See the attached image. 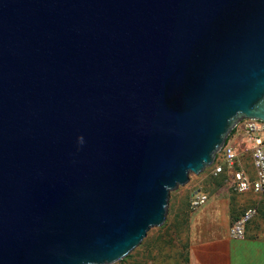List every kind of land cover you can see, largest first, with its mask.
Here are the masks:
<instances>
[{
  "label": "water",
  "instance_id": "obj_1",
  "mask_svg": "<svg viewBox=\"0 0 264 264\" xmlns=\"http://www.w3.org/2000/svg\"><path fill=\"white\" fill-rule=\"evenodd\" d=\"M242 120L264 0H0V264H113Z\"/></svg>",
  "mask_w": 264,
  "mask_h": 264
},
{
  "label": "crops",
  "instance_id": "obj_2",
  "mask_svg": "<svg viewBox=\"0 0 264 264\" xmlns=\"http://www.w3.org/2000/svg\"><path fill=\"white\" fill-rule=\"evenodd\" d=\"M232 200L236 204L214 196L193 212L181 264H264V193L247 191ZM248 208H255L256 214L246 225L244 238L231 239V224Z\"/></svg>",
  "mask_w": 264,
  "mask_h": 264
},
{
  "label": "rangeland",
  "instance_id": "obj_3",
  "mask_svg": "<svg viewBox=\"0 0 264 264\" xmlns=\"http://www.w3.org/2000/svg\"><path fill=\"white\" fill-rule=\"evenodd\" d=\"M229 142L236 148L234 170L242 172L249 180H253L251 155L246 151V147H249L248 143L241 137L237 138L234 134L230 136ZM216 157L217 164L221 165V156L216 155ZM212 166L213 164L198 175L190 173L187 184L170 192L163 225L150 229L137 248L113 264H181L184 239L190 227L191 216L196 211L189 207L190 195L196 191L206 193L207 204L214 196L220 200L231 199L235 203L232 198L238 194L226 174L213 175ZM224 169L226 170V167ZM244 204L247 207V203ZM241 206L239 207L241 208ZM237 208L235 207V209Z\"/></svg>",
  "mask_w": 264,
  "mask_h": 264
},
{
  "label": "built area",
  "instance_id": "obj_4",
  "mask_svg": "<svg viewBox=\"0 0 264 264\" xmlns=\"http://www.w3.org/2000/svg\"><path fill=\"white\" fill-rule=\"evenodd\" d=\"M234 135L244 139L249 147L251 165L254 173L253 180H249L242 172L234 170L236 161V148L228 142L224 144L217 156L222 158V164L213 163L212 173L214 176L222 172L223 166L232 173L235 181V190L238 193L253 191L254 193H264V122L257 120L240 121L236 127ZM207 195L204 192L196 191L190 195L189 207L196 210L207 202ZM256 214L255 208H248L242 216L234 221L229 228V237L234 240H241L245 235V227Z\"/></svg>",
  "mask_w": 264,
  "mask_h": 264
},
{
  "label": "trees",
  "instance_id": "obj_5",
  "mask_svg": "<svg viewBox=\"0 0 264 264\" xmlns=\"http://www.w3.org/2000/svg\"><path fill=\"white\" fill-rule=\"evenodd\" d=\"M235 131H236V129L234 128V129L230 132V135H228V137H227V139H226V141H225V144L229 141L230 136H231L232 134H234ZM214 162L217 163V157H215ZM216 163H215V164H216ZM224 167H225V166H223L222 172L219 173V174H217L216 176L226 174V177L229 178V180H230V182L232 183V185L235 186V181H234V178H233V176H232V173H231L230 171H228L227 169L225 170ZM189 200H190V198L188 199V203H189ZM244 212H245V211H244ZM244 212H243V213H244ZM243 213H242V214H243ZM242 214L240 215V217L242 216ZM240 217H238L237 219H239ZM237 219H235L234 221H236ZM234 221H233V222H234Z\"/></svg>",
  "mask_w": 264,
  "mask_h": 264
},
{
  "label": "clouds",
  "instance_id": "obj_6",
  "mask_svg": "<svg viewBox=\"0 0 264 264\" xmlns=\"http://www.w3.org/2000/svg\"><path fill=\"white\" fill-rule=\"evenodd\" d=\"M227 137H228V136H227ZM226 139H227V138H226ZM228 142H229V141H228ZM228 142H227V143H228ZM227 143H226V144H227ZM215 157H216V156H215ZM213 163H214V162H213Z\"/></svg>",
  "mask_w": 264,
  "mask_h": 264
}]
</instances>
